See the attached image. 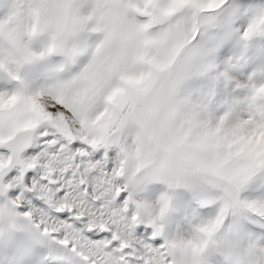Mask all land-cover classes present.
Returning <instances> with one entry per match:
<instances>
[{
  "label": "snow or ice",
  "instance_id": "snow-or-ice-1",
  "mask_svg": "<svg viewBox=\"0 0 264 264\" xmlns=\"http://www.w3.org/2000/svg\"><path fill=\"white\" fill-rule=\"evenodd\" d=\"M0 264H264V0H0Z\"/></svg>",
  "mask_w": 264,
  "mask_h": 264
}]
</instances>
